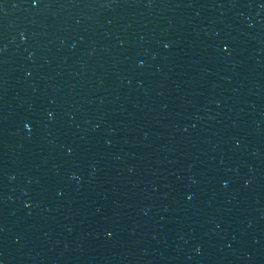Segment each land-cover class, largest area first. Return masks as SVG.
Here are the masks:
<instances>
[{"label":"water","instance_id":"1","mask_svg":"<svg viewBox=\"0 0 264 264\" xmlns=\"http://www.w3.org/2000/svg\"><path fill=\"white\" fill-rule=\"evenodd\" d=\"M0 264H264V0H0Z\"/></svg>","mask_w":264,"mask_h":264},{"label":"snow or ice","instance_id":"2","mask_svg":"<svg viewBox=\"0 0 264 264\" xmlns=\"http://www.w3.org/2000/svg\"><path fill=\"white\" fill-rule=\"evenodd\" d=\"M37 2V0H33V3H36ZM168 45H165V47H167ZM226 50V49H225ZM25 127L27 128L28 126L27 125H25Z\"/></svg>","mask_w":264,"mask_h":264}]
</instances>
